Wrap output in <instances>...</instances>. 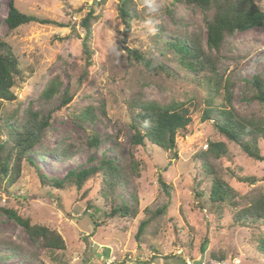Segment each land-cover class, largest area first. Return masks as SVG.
Segmentation results:
<instances>
[{
    "label": "rangeland",
    "instance_id": "374dc122",
    "mask_svg": "<svg viewBox=\"0 0 264 264\" xmlns=\"http://www.w3.org/2000/svg\"><path fill=\"white\" fill-rule=\"evenodd\" d=\"M9 1L0 0V38L18 56L21 76L13 87L18 100L6 107L19 104L20 113L29 106L44 114L55 109L51 124L31 151L35 166L24 161L12 186L0 179V208H12L34 224L56 229L66 248L47 251L0 209V264H194L203 255L202 264H264V254L257 247L264 223L238 224L234 218L243 204L213 205L209 201L212 175L204 171L197 156L207 150L210 141L227 144L229 156L210 157V161L237 192L238 200L256 188L264 191V161L249 157L239 145L220 136L211 121L202 120L207 86L179 66L166 43L174 35H190L195 28L205 27L204 11L181 0H164L156 34L150 35L138 7L140 0H133L138 16L125 40L117 8L122 0H16L21 11L65 25L30 23L16 29L5 22ZM255 2L264 10V0ZM90 8L98 18L92 22L89 60L80 21ZM127 48L141 50L153 62L165 65L171 75L148 71L130 57ZM220 54L218 70L234 82V107L243 115L264 116V104L252 99L247 84L255 75L264 78V25L227 35ZM55 76L61 82V93L68 90L73 96L59 109L58 96L51 102L39 99ZM223 94L220 89L214 96L217 104L223 103ZM135 98L186 102L192 122L186 134L177 135V154L149 142L133 149L128 100ZM87 106L93 107L97 120L78 124L76 118ZM93 133L103 138L99 149L88 144ZM260 146L264 153V139ZM65 147L72 150L68 157L60 153ZM91 155L98 160L105 155L120 157L125 166L134 155L140 174L129 171L116 187L114 200L103 195L100 177L90 179L81 189H58L42 182L41 174L62 178ZM159 174L169 185L170 196L161 187ZM239 176H255L257 181L250 184ZM123 203L137 204L138 214L109 215L113 205ZM163 205L167 210L157 221L156 234L148 232L138 241L144 209ZM8 242L20 245L22 253L12 254L8 247L15 245ZM212 252L224 253L226 259H215Z\"/></svg>",
    "mask_w": 264,
    "mask_h": 264
},
{
    "label": "trees",
    "instance_id": "16d2710c",
    "mask_svg": "<svg viewBox=\"0 0 264 264\" xmlns=\"http://www.w3.org/2000/svg\"><path fill=\"white\" fill-rule=\"evenodd\" d=\"M188 6L200 7L204 11L205 27H199L192 31L190 35L172 36L166 43L174 51L179 66L193 73L194 79L199 83H204L208 89V96L205 99V106L202 112L203 121H211L217 133L236 143L249 157L264 161L263 148L260 146L261 139H264V116L243 115L233 105L234 82L231 77L224 76L218 70V61L225 37L235 31H245L254 27L264 25V10H262L255 0H181ZM133 0H122L118 4V14L124 24V39L132 29V21L138 16L133 7ZM98 18L95 10L90 8L84 16L80 25L85 31L83 36L84 53L90 60L92 50L90 39L92 38V22ZM5 22L10 29H16L22 25L30 23H40L64 27L61 22L42 18L34 14H28L19 9L16 0L8 3V12ZM205 28V29H204ZM160 31V30H159ZM131 58L141 63L150 72H164L168 75V68L152 59L146 57L137 48H127ZM21 76L20 62L14 52L13 47L6 40L0 38V179L7 186L16 183L20 176L24 161H28L35 166L31 158V151L41 141L42 135L52 121L53 108L47 114L38 110H33L29 106L23 113L19 111V104L11 109L6 107L7 103L18 100L17 94L13 91L19 77ZM247 84L252 90V99L264 104V78L255 75L247 80ZM224 90L223 103L217 104L214 96ZM60 93V94H59ZM58 96L60 105L58 109L72 100V95L65 90L61 93V82L58 77H53L46 84L39 95V99L51 102ZM130 127L133 131L131 144L133 149L149 142L157 145L165 151L176 153L177 135L186 134L188 126L192 122L190 108L184 101L172 99L170 102L161 103L156 100H145L135 98L128 100ZM102 112L105 113L104 110ZM97 115L93 107L87 106L76 118L78 124L82 122L95 123ZM147 122V123H146ZM103 143V138L93 133L88 139L91 147L99 149ZM63 157L72 154L71 148H63L60 152ZM230 154L227 144L223 141H210L208 148L197 156L201 162V167L205 172L212 175V183L209 189V201L216 207L230 204L235 207L243 204L235 215L234 220L241 225H261L264 223V191L255 189L246 196L237 199V192L225 182L214 169L210 157L226 158ZM132 160L125 165L121 158L103 156L97 159L91 155L86 162L75 169H70L64 177H46L41 174L44 184H50L58 189L76 187L83 188L85 183L94 177H100L103 195L114 200L115 189L127 173L139 175V163L132 155ZM98 161V162H97ZM130 171V172H129ZM243 182L255 184V176H239ZM261 179H264V174ZM159 183L166 194L170 196L169 185L165 182L162 174H159ZM7 215L21 225L30 238L41 245L47 251L64 250L66 242L63 236L47 225L34 224L29 218L22 216L12 208H0ZM165 205L156 209L146 207L144 214L146 217L141 220L136 239L141 240L142 236L148 232L156 234L157 221L166 213ZM139 212L138 205H113L109 213L110 216H136ZM154 231H150V227ZM15 245L8 247L11 253L19 255L22 247ZM11 244V245H12ZM257 247L264 254V235L257 240ZM206 244L202 247L204 252ZM212 256L218 260H225L224 253L212 252Z\"/></svg>",
    "mask_w": 264,
    "mask_h": 264
},
{
    "label": "clouds",
    "instance_id": "9594fccd",
    "mask_svg": "<svg viewBox=\"0 0 264 264\" xmlns=\"http://www.w3.org/2000/svg\"><path fill=\"white\" fill-rule=\"evenodd\" d=\"M164 6V0H140L138 7L144 12V27L148 34H156V25L160 23L159 16Z\"/></svg>",
    "mask_w": 264,
    "mask_h": 264
},
{
    "label": "water",
    "instance_id": "95a60500",
    "mask_svg": "<svg viewBox=\"0 0 264 264\" xmlns=\"http://www.w3.org/2000/svg\"><path fill=\"white\" fill-rule=\"evenodd\" d=\"M203 259H204V255L202 256V260H200V261H195L194 264H202Z\"/></svg>",
    "mask_w": 264,
    "mask_h": 264
}]
</instances>
